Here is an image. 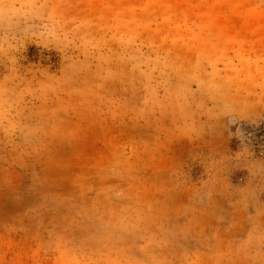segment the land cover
I'll return each mask as SVG.
<instances>
[{
    "label": "rangeland",
    "instance_id": "374dc122",
    "mask_svg": "<svg viewBox=\"0 0 264 264\" xmlns=\"http://www.w3.org/2000/svg\"><path fill=\"white\" fill-rule=\"evenodd\" d=\"M0 264H264V0H0Z\"/></svg>",
    "mask_w": 264,
    "mask_h": 264
}]
</instances>
